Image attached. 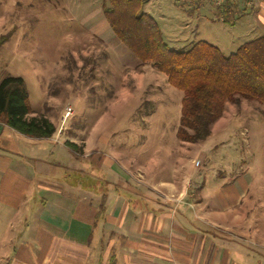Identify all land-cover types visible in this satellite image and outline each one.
I'll use <instances>...</instances> for the list:
<instances>
[{"label":"rangeland","instance_id":"1","mask_svg":"<svg viewBox=\"0 0 264 264\" xmlns=\"http://www.w3.org/2000/svg\"><path fill=\"white\" fill-rule=\"evenodd\" d=\"M214 1L141 0V12L173 51L204 42L228 57L263 35L256 7L222 19ZM102 2L0 0V37H7L0 47V82L22 78L31 108L54 125L56 141L74 143L82 153L74 154L78 158L87 150L102 156L139 188L172 181L186 197H238V219L243 229L253 230L259 254L264 248V108L235 97L210 127L209 138L178 142L182 93L149 65H138L114 39L100 13ZM67 110L70 115L63 119ZM9 213L0 205V264H19L15 259L30 243L33 221Z\"/></svg>","mask_w":264,"mask_h":264},{"label":"crops","instance_id":"2","mask_svg":"<svg viewBox=\"0 0 264 264\" xmlns=\"http://www.w3.org/2000/svg\"><path fill=\"white\" fill-rule=\"evenodd\" d=\"M255 7L264 23V0H234L228 15ZM55 137L0 124V205L33 221L19 264H264V248L257 254L253 230L238 219V197H186L172 181L142 189L102 156L78 158Z\"/></svg>","mask_w":264,"mask_h":264},{"label":"trees","instance_id":"3","mask_svg":"<svg viewBox=\"0 0 264 264\" xmlns=\"http://www.w3.org/2000/svg\"><path fill=\"white\" fill-rule=\"evenodd\" d=\"M218 7L228 17L230 4ZM142 11L141 0H103L101 14L109 30L137 61L162 74L166 83L182 93L178 142L198 144L210 137V127L235 97L264 108V25L263 35L242 44L223 57L212 45L197 42L188 51H173L162 41L153 20ZM7 37H0V47ZM23 79L6 77L0 82V124L18 135L43 140L55 133L54 125L31 108ZM63 147L80 156L74 143Z\"/></svg>","mask_w":264,"mask_h":264},{"label":"built area","instance_id":"4","mask_svg":"<svg viewBox=\"0 0 264 264\" xmlns=\"http://www.w3.org/2000/svg\"><path fill=\"white\" fill-rule=\"evenodd\" d=\"M215 4H216L217 7H220L223 4V0H215ZM69 115H70V111L67 110L66 115H65V117L63 119H65Z\"/></svg>","mask_w":264,"mask_h":264}]
</instances>
